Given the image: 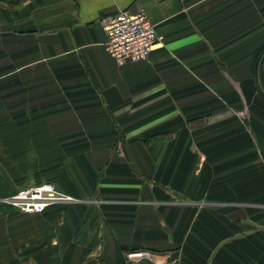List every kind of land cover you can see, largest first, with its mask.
Returning a JSON list of instances; mask_svg holds the SVG:
<instances>
[{"label": "crops", "instance_id": "crops-1", "mask_svg": "<svg viewBox=\"0 0 264 264\" xmlns=\"http://www.w3.org/2000/svg\"><path fill=\"white\" fill-rule=\"evenodd\" d=\"M263 46L264 0H0V264H264ZM44 183L72 201L4 203Z\"/></svg>", "mask_w": 264, "mask_h": 264}, {"label": "built area", "instance_id": "built-area-1", "mask_svg": "<svg viewBox=\"0 0 264 264\" xmlns=\"http://www.w3.org/2000/svg\"><path fill=\"white\" fill-rule=\"evenodd\" d=\"M105 33L103 47L119 66L147 60L160 39L143 8L135 13L116 10L107 20ZM69 201L72 198L59 192L55 185L44 183L18 190L5 198L4 203L21 213L40 214L52 205ZM128 257L134 258V254Z\"/></svg>", "mask_w": 264, "mask_h": 264}, {"label": "trees", "instance_id": "trees-1", "mask_svg": "<svg viewBox=\"0 0 264 264\" xmlns=\"http://www.w3.org/2000/svg\"><path fill=\"white\" fill-rule=\"evenodd\" d=\"M263 59H264V46L260 48L259 50H257V52L255 53V56L252 62V67H251V74L253 78L255 79V81L257 82V89L262 96H264V93L261 92V87H260L259 80H258V71H259V68H260V65Z\"/></svg>", "mask_w": 264, "mask_h": 264}, {"label": "rangeland", "instance_id": "rangeland-1", "mask_svg": "<svg viewBox=\"0 0 264 264\" xmlns=\"http://www.w3.org/2000/svg\"><path fill=\"white\" fill-rule=\"evenodd\" d=\"M259 80V79H258ZM256 82V81H255ZM256 87H257V82H256ZM257 91H258V89H257ZM258 93L260 94V92L258 91ZM239 115V114H238Z\"/></svg>", "mask_w": 264, "mask_h": 264}]
</instances>
